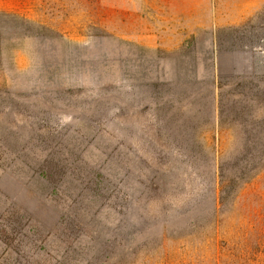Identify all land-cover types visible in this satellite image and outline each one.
I'll return each mask as SVG.
<instances>
[{
	"label": "rangeland",
	"instance_id": "rangeland-1",
	"mask_svg": "<svg viewBox=\"0 0 264 264\" xmlns=\"http://www.w3.org/2000/svg\"><path fill=\"white\" fill-rule=\"evenodd\" d=\"M255 117L264 0H0V264H264Z\"/></svg>",
	"mask_w": 264,
	"mask_h": 264
},
{
	"label": "trees",
	"instance_id": "trees-1",
	"mask_svg": "<svg viewBox=\"0 0 264 264\" xmlns=\"http://www.w3.org/2000/svg\"><path fill=\"white\" fill-rule=\"evenodd\" d=\"M260 116V115H258ZM258 121L252 125V129L256 128L255 131L257 132H264V119L263 117H255ZM255 124H258L255 126ZM243 133V132H242ZM236 144L235 147L239 145V147L236 149L237 153L243 154V155H250V151L258 150L261 153V156L256 160L255 168L262 166V161L264 162V142H261L258 139H253L249 136L245 137H239L235 140ZM263 147V149H262ZM243 158V157H241ZM242 161H245V159H240ZM44 172H45V178L55 181L57 179V176L53 175L54 172H60L61 166H55V164L52 161H47L44 163ZM249 167V170L247 168ZM251 168V169H250ZM243 172L240 174H232V176H228L222 172L219 168V172H213V177L211 179L212 181V187L211 192L209 193V196H211V207L209 208V214L211 215V223H208V226L213 229V231H217L220 227V222L222 221V217L225 219V217H228L230 209L233 206L235 195L237 194V189L241 188L238 187V183H243L248 178H250L252 174V169H254V166L252 167V164L250 165V160L247 159L245 161V166L243 167ZM251 172V174H250ZM217 175V176H216ZM246 183V182H245ZM244 184V183H243ZM210 190V189H209ZM203 191H199L195 196H202ZM189 207H186L188 209ZM185 210V209H184ZM209 222V221H208Z\"/></svg>",
	"mask_w": 264,
	"mask_h": 264
}]
</instances>
